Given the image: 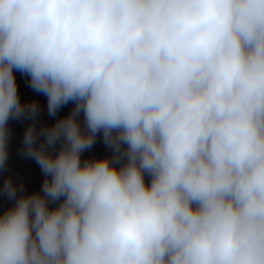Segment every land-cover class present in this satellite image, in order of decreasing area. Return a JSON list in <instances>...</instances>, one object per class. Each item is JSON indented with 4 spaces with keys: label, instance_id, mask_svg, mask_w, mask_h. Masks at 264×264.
Segmentation results:
<instances>
[{
    "label": "clouds",
    "instance_id": "1",
    "mask_svg": "<svg viewBox=\"0 0 264 264\" xmlns=\"http://www.w3.org/2000/svg\"><path fill=\"white\" fill-rule=\"evenodd\" d=\"M12 120L0 264H264V0H0V172Z\"/></svg>",
    "mask_w": 264,
    "mask_h": 264
},
{
    "label": "rangeland",
    "instance_id": "2",
    "mask_svg": "<svg viewBox=\"0 0 264 264\" xmlns=\"http://www.w3.org/2000/svg\"><path fill=\"white\" fill-rule=\"evenodd\" d=\"M18 92L22 102L38 101L41 106L40 121L46 124L54 123L55 119L66 115L72 105L63 107L56 117H49L46 111V97L43 94L34 92L27 82V77L19 72L15 73ZM30 123L29 120H12L9 122L11 130L9 142V161L7 168L0 172V184L7 176H11L17 183L23 182L25 190L28 192L38 191L43 181V173L35 160L26 158L20 153L23 135L26 127ZM111 155V150L104 144L101 136H98L93 146L82 154V158L104 157ZM12 202L5 196L0 194V212L7 209Z\"/></svg>",
    "mask_w": 264,
    "mask_h": 264
}]
</instances>
